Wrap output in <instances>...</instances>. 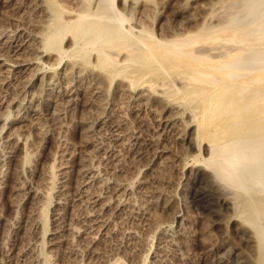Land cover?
<instances>
[{
  "label": "bare ground",
  "instance_id": "bare-ground-1",
  "mask_svg": "<svg viewBox=\"0 0 264 264\" xmlns=\"http://www.w3.org/2000/svg\"><path fill=\"white\" fill-rule=\"evenodd\" d=\"M101 1L104 0H100V5L95 10L86 8L84 10L83 8V11H80L73 7L67 9L66 5L63 6L58 1L48 3L46 0H36L30 10L44 18L43 22L40 20L41 23H44L40 25L43 28V30L40 29V32L31 30L32 28L28 27L29 24L24 23L27 21L28 8L20 4L21 1L6 0L0 3V255L3 256L5 249L2 243L5 236L3 234L4 227L6 229L9 224L19 222V215L21 217L17 210L13 216L11 214L16 208V203L19 202L15 201V196L19 195L20 197L23 191L26 195L27 210L22 218L27 220L30 217L35 223V260L39 264H55L48 248L52 246V248L57 247L56 249H58V244L64 240L66 245L68 242L72 245V238L90 235L88 247L90 249L96 247L95 234H101L104 238L115 235L117 232L111 227L114 220L120 219L125 212L133 216L143 207L141 203H146L145 195L141 197L142 194H138L141 198L139 203L135 200L130 180V182L122 183L124 180L118 179L120 174L118 176L115 167V152L117 151L115 148H123L129 141L121 126L113 130L115 144L109 143L110 149L104 150L103 153L106 155L104 160H109V162L103 161L107 166L106 171L109 173L110 179L112 177L114 180L109 184V191L98 192L100 189L97 191L95 188L101 182L100 165L96 166L95 163L89 162L81 167L80 165L83 163L79 165L78 173L76 172L78 180L75 182L76 184L74 183L75 186L73 185L75 192L73 191L74 199L72 200L77 203L76 205L84 206L88 210H86L87 213H84L86 216L81 222L82 226L70 224L66 228L71 237L67 235L68 237L64 238L63 236L61 240L62 235L61 232H58L57 226V228L55 226L53 229L51 228L52 231L49 232V237L47 236L50 220L48 204L52 200L53 194L51 195L50 192L52 187L48 189V192H42L23 182L26 175L33 173L34 166L42 164L41 162L35 163L31 155L25 151L28 137L26 133H22L18 129L27 119L40 114L41 102H38L37 96L33 94L35 91L32 89L35 88L37 82H40L45 89L47 88V100L68 96L70 101H74L82 91L81 73L88 72L91 67L102 72H99L100 76H94L97 84L113 82L116 79L126 82L127 88L123 91L127 98L133 102L131 113L140 123L143 122L142 100H145L146 97L141 90L145 86L151 92H155L157 96L163 90L162 94L175 100L177 105L178 101L184 103L180 110L186 107L192 113L190 114L192 121L187 124V127L196 128L194 129L193 142L191 140L188 142L200 152L201 157H197L196 162L204 164L217 180L239 192L240 195L241 192L246 193L242 197L237 196L239 198L236 200V215L253 230L257 236L258 244L261 246L264 241V233L259 231L257 221L261 216H264V198L258 201L257 191L259 187L264 186V0H252L254 3L250 5V9L253 11L256 8V12L251 11V13H258V15L252 21L250 19L251 22H246L247 24L244 25L245 27L243 26L242 30L239 29V24L245 19L240 20L242 22L237 20L239 23L231 19H218L209 23L203 19V22L194 24L184 22L175 26L173 31H166L162 29L163 26H160L159 33L145 29L138 24H135V27L126 25L129 19L118 10L116 0H105L104 4H101ZM125 2L132 5L136 1L125 0ZM247 3L244 6H248L246 7L248 10ZM248 13L249 16L250 11ZM245 14L247 16V13ZM248 16H244V18H249ZM233 18L235 20V17ZM92 57L94 62H92L93 59L91 60ZM52 59L55 62L50 63ZM59 69L62 72H58ZM93 72L94 70H92ZM148 98L150 97L148 96ZM113 104H110L109 109ZM179 112L184 114L185 111ZM17 124L20 125L17 127ZM161 129L164 133L161 138L164 139L169 133L176 132L175 123L168 119L162 122ZM182 136L183 134L178 137L175 135V140H184L185 136L184 139ZM132 139L135 141L137 137H132ZM103 144L100 141L97 146L103 150ZM149 144L153 147L154 143L151 141ZM99 148L97 147L98 151H101ZM203 153L207 156L203 157ZM144 158L146 159L144 164L147 165L146 167H150L153 162L151 155L148 154ZM104 165L102 166L104 167ZM54 169V165L49 169L52 180L55 176ZM190 182L193 184L192 189L195 187L196 195L194 200L188 201L189 204L191 203L190 207H193L195 211H199L200 208L211 209L214 198L213 191L205 189L206 187L203 188L200 177L194 176ZM60 200L55 201V204L57 203L56 209L54 208L55 214L60 208H63ZM217 201L220 205L229 203L226 198H218ZM63 210L65 209L63 208ZM178 215L179 213H176L173 216L171 224L169 222L164 227H159L162 231L163 238L160 236L162 238L160 240H162L163 246L159 250L156 249L157 252L154 253V257L157 258L154 260L155 263L150 260L154 264L158 262L164 247L176 246L177 236L183 234L179 227H177L178 231L173 229L172 224L179 222L180 226L184 225L183 220L186 218H179ZM53 220L55 221L57 218ZM127 231V237H135L134 230ZM55 238L57 241L54 242ZM180 239L178 238V240ZM133 242L135 241L133 240ZM146 242L144 241V243ZM94 250L90 251L88 255L90 256L88 264H93L95 261L99 264H133L134 261L129 262L132 260V256L130 259L127 256L128 261H125L124 258L117 257V253H115L116 256L107 254L108 257L105 253L102 254L105 251L97 253L98 251ZM81 255L77 253L74 264H85V257H82L84 254ZM135 257L138 256L135 254ZM133 259L136 260V258ZM138 259L136 264L149 263L143 255ZM91 261L92 263H90ZM220 263L223 264V262Z\"/></svg>",
  "mask_w": 264,
  "mask_h": 264
},
{
  "label": "rangeland",
  "instance_id": "rangeland-1",
  "mask_svg": "<svg viewBox=\"0 0 264 264\" xmlns=\"http://www.w3.org/2000/svg\"><path fill=\"white\" fill-rule=\"evenodd\" d=\"M4 1L6 0H0V3H3ZM35 1L36 0H19L20 4L28 8V14H30H27V21H24V23L26 25L29 24L28 27H30V29L32 28L31 30L35 32H37L38 30V32H40L41 30H43L40 25L44 24L41 23L44 18L40 17L39 15L37 16L36 12H32L30 10V8L34 6ZM46 1L48 3H50L51 1H58L63 6L66 5L65 7L67 9L73 7L78 10L80 9V11H83V8L84 10L85 8L95 10L100 5V0ZM131 1L136 2L132 5H129L126 4L125 0H116V7L118 8V10L121 11L124 16H127V18L129 19L130 23L127 22L126 25L135 27L138 24L145 29L155 31L156 33L160 32V26H163L162 29H165L166 31H173L172 29H174V27L178 26L179 24H182L184 22H191L194 24L200 21L203 22V19H205L206 22L209 23L218 19H231L233 21H240L245 19V22L240 21L242 23L239 24V29L242 30L244 29L243 26L247 24L246 22H251L253 18L258 15V13H251L252 10L250 9V5L254 3L252 0ZM212 1L214 2V4H212ZM243 1L249 3H247V5H249L248 10L246 9V7L248 6H244L246 2L244 3ZM104 2L105 0L103 2L101 1V4H104ZM255 9H253L252 12H254ZM248 11H250V15L253 14L254 16H248ZM245 13H247V16L249 18H244V16L247 17ZM233 17H235V20ZM239 21H237V23H239ZM54 59H52L50 63L55 62ZM91 60L92 62L95 61L93 57L91 58ZM89 70L88 72L85 71L84 73H81L80 78H82L81 82H83V84H81L82 91L78 96H76L74 101H70L68 96L47 100V88L45 89V87L41 85L40 82H37L35 84V88L32 89L35 92H32L37 96L38 102H41V107H39L40 114L34 116L33 118L27 119L21 125H16L17 127L20 125L18 129L20 130V132L22 131V133H26L28 137V145H26L25 151L31 155V157L33 158L32 160L35 163H42L41 165L37 166L38 168L34 166L32 171L34 174L30 173L26 175L24 178L25 180L23 179V182H26L28 185H31L42 192H48V189L52 187V190L50 191L51 195L53 194L52 200L48 204V216L50 220L47 236L49 237V232L52 231L54 226H57L58 228H56L58 232H61L60 234L62 235V237H60V239L62 240L63 236L64 238L70 236L69 232H67L66 230V228H68L70 224H73V226L77 225L78 227L83 225V223L81 222L84 221V217L86 216V214L84 213H87L86 210L88 209H85L86 207L84 206L81 207L80 205H76L77 203L72 200L74 199L73 193L75 192V182L78 180L76 179L78 178L77 170L79 169V165L81 163L83 164H81L80 167L84 164L89 163H95L96 166L100 165V167L102 168L101 169L99 167L102 171V173L100 171L101 182L100 184H98L99 186L97 185V187L95 188L97 189V191L98 189H100L98 192H106L110 190L109 184L114 180L112 179V177L110 179L109 173L106 171L107 166H105L103 163V161H105L104 156L106 157V155L103 153L104 150L110 149V144H115L113 130L121 126L122 131L125 132V136H128L126 138L129 139V141L128 144L123 147L124 149L121 147L119 149L118 147L117 149L115 148V150H117L115 152V167L118 176L119 174L121 176H119L118 179L120 178V181L124 180L122 181V183L131 181L134 190L133 192L135 193V200L139 203L141 201V198L138 194H142L141 197L145 195L146 205L142 202L141 204L143 207H141V210L136 211L133 216L130 213L125 212L126 215L123 214L120 219H117L116 221L114 220L115 224L112 220L113 224H110L113 225H111V227L116 230L115 232H117L115 233V235H110L105 238L100 233V235L95 234L96 237L95 235H93V237H95V246L97 247V249L94 250V248L96 247H93L92 249L95 252L98 251L97 253H101L102 251H105L102 252V254L105 253V255L108 254L109 256L117 255V257L119 256V258L121 259L124 258L123 260L125 261H128V258L130 259V257L132 256V260H129V262H132L133 260L136 261H133V264H136L139 260L138 258L140 256L142 257L143 255V257H146L148 259L149 263L146 264H154V260H157V258L154 257V253L156 249L159 250V248L163 246L162 240H160L163 238L162 231L161 229H159V227H164L165 224L167 225L169 224V222L171 224L173 216L176 213H179V218H186L185 220H183V224H187V227L184 225L180 226L179 222L178 224H172L173 229L175 228V231H178L180 229V232H182L183 234L181 233L182 236L179 235L176 238L178 241L176 242L178 246L176 245L172 248H168L166 246L164 247L161 252L162 257L160 256L161 258L159 257L158 260V262L160 263L157 262L158 264H222L220 262H223V264H264V241L262 242V245L259 246L257 236L254 234L253 230L245 223H243V221L236 215V200L237 198H239L237 197L238 195H240L239 192H236L234 189L217 180L211 170L209 168H206L204 164L196 162V158L201 157L200 152L198 149H196V147L194 148V146L188 143L190 142V140L191 142H193V138L195 137L194 129L196 128L193 127L192 129V127H187V124L192 121V119L190 118V114L192 113L186 107L180 110V107H183L184 103L178 101L179 103L177 105V102L175 100L167 98L164 94H162L163 90H161V92H159V95L157 96L155 92H151L150 90H148V87L146 88L145 86L141 90V92H144L146 96L145 100H147V102H145V100H142L143 105L141 107V113L143 116V122L140 123L135 119V117H133L131 113L133 102L127 98V95H125L123 91L127 88L126 82L116 79V81L114 80L113 82L107 83L103 82V84L98 83V85L97 81L95 82V77L100 76L99 72L101 71L93 67H91ZM92 70H94L93 73ZM58 72H62V70L59 69ZM46 75L49 76V74ZM97 87L100 89H98ZM96 91H101V93H98ZM148 96L150 98H148ZM173 101L175 102L173 103ZM110 104H113L111 109H109ZM179 111L185 112L183 114ZM166 119L171 120L175 123L176 132L174 131V133H169L167 136H165L164 139L161 138L164 134L161 129V124ZM182 134V138L185 136V139L183 138L184 140H175L176 137ZM132 137H137V139L134 141ZM100 141L104 143L103 150L100 149L99 146H97ZM151 141L154 143L152 144L154 149H152L153 147L149 144ZM97 147L101 151H98ZM148 154L151 155V159L153 161L150 167H146L147 165L144 164L146 163V159L144 157H146V155ZM202 156L206 157L207 155L203 153ZM100 161L102 162V164ZM105 162H109V160ZM51 164L55 166V176L53 180L51 179V174L49 172V169L52 166ZM102 165H104V167ZM194 176L201 178L203 182V188L206 187L205 189L213 191L212 193L214 198L213 206L211 207V209L200 208L199 211H195L193 207H190L191 203L189 204V202L192 199L194 200L196 196L194 192L195 187L194 189H192L193 184L190 182V180L193 179ZM62 181L63 183H60ZM71 185L74 186L72 187ZM251 189L255 190V188L253 187H251ZM258 189L257 200L261 201L264 198V186L262 185ZM135 191H138L139 193ZM241 193L242 194L240 195V197L246 194L244 192ZM24 194L25 191L20 194V197L19 195L15 196V201L19 202L16 203V208L14 207L15 210H13V213L11 214L13 216L15 211L17 210L18 214H21V217L19 215L18 218L19 222L9 224L6 227L7 230L5 229V227L3 229V234L5 236L3 235L4 240L2 241V243L5 249L4 253L2 254L3 256L0 255V264H39L35 260V223L30 217L27 220L25 218H22L25 215L24 212H26L27 210V207L25 206V203L27 202L25 199L26 195ZM218 198H226L229 200V203L227 205H220L217 201ZM57 200H60L61 207L65 209L63 210V208H60V210L56 212V214H58L59 216L55 214L57 205V203L55 204V201ZM186 201L188 205L186 204ZM55 218H57V220L54 221L53 219ZM257 226L258 229H260L259 231H261V233H264V216H261L258 219ZM177 227H179V229ZM127 230H134L136 233L135 237H137H127ZM89 236L86 235L85 237V235H83L72 238V245L68 241L67 245L65 243V240L61 241V243L58 244V249H56L57 247L52 248V246H50L48 248V251H50V254L53 257V263L74 264L76 262L75 257H77V253H79L80 255L84 254L83 256H81L85 257L84 262L85 264H88L87 262L90 257L88 255L90 251H93L88 247L87 244L89 241ZM178 238L181 239L178 240ZM132 239L135 242H133ZM55 241H57V238H55L54 242ZM144 241L147 242L144 243ZM143 244H145L146 247ZM106 251L108 252L106 253ZM163 251L164 253L167 251L165 253L167 256H164L165 254L163 253ZM133 252H136L135 254L138 257H135V254ZM115 253L117 254L115 255ZM133 258H136V260ZM150 260L154 261V263ZM92 261L90 263H92ZM94 263L97 262L95 261L93 262V264Z\"/></svg>",
  "mask_w": 264,
  "mask_h": 264
}]
</instances>
